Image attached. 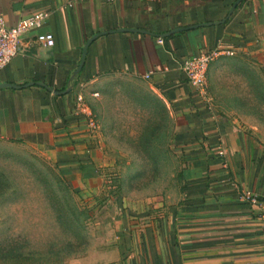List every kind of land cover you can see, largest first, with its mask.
Here are the masks:
<instances>
[{"label":"crops","instance_id":"1","mask_svg":"<svg viewBox=\"0 0 264 264\" xmlns=\"http://www.w3.org/2000/svg\"><path fill=\"white\" fill-rule=\"evenodd\" d=\"M235 1L0 0L8 26L46 13L0 69V83L15 85L0 87V142L52 165L92 205L97 242L70 264H264V206L250 201L264 204V142L222 78L262 54L264 0H240L226 17ZM217 46L235 53L208 64L207 103L180 64ZM111 108H128L129 124L109 119ZM86 111L98 124L94 143ZM127 155L157 156L165 184L119 178ZM108 173L117 178L106 183Z\"/></svg>","mask_w":264,"mask_h":264},{"label":"rangeland","instance_id":"2","mask_svg":"<svg viewBox=\"0 0 264 264\" xmlns=\"http://www.w3.org/2000/svg\"><path fill=\"white\" fill-rule=\"evenodd\" d=\"M262 48L259 58L246 59L244 65L236 63L234 70L229 66L236 73L222 78L230 86L224 95L235 93L244 101L242 110L264 142V45ZM127 110L110 112L109 119L113 116L122 121L120 124H129ZM111 125L116 124L113 121ZM115 144L130 150L121 140ZM123 157L116 174L127 184L130 178L133 185L143 184L142 189L149 190L168 179V171L152 169L157 156H148L147 162L139 156ZM169 167V163L161 166ZM0 183V264H70L92 253L97 242L90 218L92 205L83 201L52 165L23 148L0 142Z\"/></svg>","mask_w":264,"mask_h":264},{"label":"built area","instance_id":"3","mask_svg":"<svg viewBox=\"0 0 264 264\" xmlns=\"http://www.w3.org/2000/svg\"><path fill=\"white\" fill-rule=\"evenodd\" d=\"M107 2L123 1V0H103ZM46 17L45 12H34L29 15L20 17L13 25H6L3 16L0 14V69L15 55L18 53L23 35L35 28H39ZM38 42L44 46L53 45V36L49 33H39L36 36ZM158 42L161 39L158 38ZM235 51L230 48L214 47L200 52L197 55L186 57L180 64L181 70L184 72L188 83L193 86L196 93L205 102H209V97L206 94V70L208 64L217 56L233 55ZM148 77V75H146ZM81 100V97H77ZM98 124L94 116L86 111L85 114V133L88 138L94 143L98 138ZM113 178H117L114 174H106V183H110ZM250 201L257 207H263L262 201L257 200L255 197H251ZM260 221L264 226V213L260 215Z\"/></svg>","mask_w":264,"mask_h":264},{"label":"water","instance_id":"4","mask_svg":"<svg viewBox=\"0 0 264 264\" xmlns=\"http://www.w3.org/2000/svg\"><path fill=\"white\" fill-rule=\"evenodd\" d=\"M240 0H236L233 4H232V6H231V8L229 9V11H228V13H227V16L226 17H228L231 13H232V11H233V9L235 8V6L238 4V2H239ZM223 21V20H222ZM214 23H218V22H214ZM206 24H208V23H206ZM199 25H204V24H195V25H193V27H195V26H199ZM177 29H182V28H177ZM174 31V30H173ZM100 33H97V34H94L92 37H90L88 40H87V42L85 43V45H84V47H83V50H82V56H81V60H80V63H79V66L77 67V69H76V72H78L79 71V69H80V67H81V65H82V63H83V59H84V55H85V51H86V47H87V45L91 42V40L93 39V38H95V37H97L98 35H99ZM40 85H42V86H45L43 83H41V82H38ZM15 86V85H12V84H9V83H5V82H2V83H0V87L1 86ZM46 87V86H45ZM46 88H48V89H50L49 87H46ZM65 91H61V92H56V91H54V93L55 94H63Z\"/></svg>","mask_w":264,"mask_h":264},{"label":"trees","instance_id":"5","mask_svg":"<svg viewBox=\"0 0 264 264\" xmlns=\"http://www.w3.org/2000/svg\"><path fill=\"white\" fill-rule=\"evenodd\" d=\"M0 187H2V184L0 183ZM2 193V189L0 188V194Z\"/></svg>","mask_w":264,"mask_h":264}]
</instances>
